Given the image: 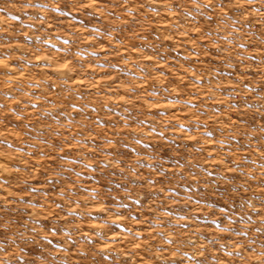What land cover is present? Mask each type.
Masks as SVG:
<instances>
[{"label": "rangeland", "instance_id": "374dc122", "mask_svg": "<svg viewBox=\"0 0 264 264\" xmlns=\"http://www.w3.org/2000/svg\"><path fill=\"white\" fill-rule=\"evenodd\" d=\"M0 264H264V0H0Z\"/></svg>", "mask_w": 264, "mask_h": 264}, {"label": "snow or ice", "instance_id": "6c2138e0", "mask_svg": "<svg viewBox=\"0 0 264 264\" xmlns=\"http://www.w3.org/2000/svg\"><path fill=\"white\" fill-rule=\"evenodd\" d=\"M41 7H43V5H41Z\"/></svg>", "mask_w": 264, "mask_h": 264}]
</instances>
